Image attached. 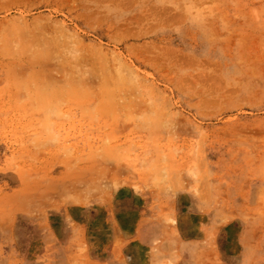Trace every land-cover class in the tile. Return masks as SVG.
<instances>
[{
	"label": "rangeland",
	"instance_id": "374dc122",
	"mask_svg": "<svg viewBox=\"0 0 264 264\" xmlns=\"http://www.w3.org/2000/svg\"><path fill=\"white\" fill-rule=\"evenodd\" d=\"M0 264H264V0H0Z\"/></svg>",
	"mask_w": 264,
	"mask_h": 264
},
{
	"label": "bare ground",
	"instance_id": "6f19581e",
	"mask_svg": "<svg viewBox=\"0 0 264 264\" xmlns=\"http://www.w3.org/2000/svg\"><path fill=\"white\" fill-rule=\"evenodd\" d=\"M8 29V28H7ZM11 32V31H10ZM21 39V38H20ZM7 48V47H6ZM24 50V49H23ZM44 52V51H43ZM105 69V68H104ZM74 77V76H73ZM105 82H107V81H105ZM38 84V83H37ZM22 85V84H21ZM28 85V84H27ZM35 86V85H34ZM50 86V85H49ZM81 86V85H80ZM47 87V86H46ZM74 87V86H73ZM38 88V87H37ZM87 89V88H86ZM75 90V89H74ZM53 92V91H52ZM38 94V93H37ZM48 94V93H47ZM46 94V95H47ZM19 95V94H18ZM58 96V95H57ZM38 97V96H37ZM53 98V97H52ZM31 101V100H30ZM67 101V100H66ZM65 102V101H64Z\"/></svg>",
	"mask_w": 264,
	"mask_h": 264
}]
</instances>
